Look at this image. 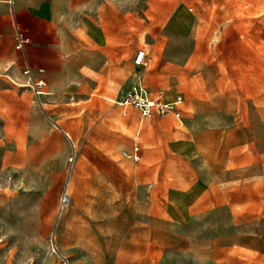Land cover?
<instances>
[{"label":"rangeland","instance_id":"rangeland-1","mask_svg":"<svg viewBox=\"0 0 264 264\" xmlns=\"http://www.w3.org/2000/svg\"><path fill=\"white\" fill-rule=\"evenodd\" d=\"M128 2L98 23L108 68L83 56L43 107L0 95V264H264V0ZM137 82L180 114L118 103Z\"/></svg>","mask_w":264,"mask_h":264},{"label":"crops","instance_id":"crops-1","mask_svg":"<svg viewBox=\"0 0 264 264\" xmlns=\"http://www.w3.org/2000/svg\"><path fill=\"white\" fill-rule=\"evenodd\" d=\"M90 1L92 0H0V88L3 89L0 90V95L23 97L29 91L38 102L26 85V77L22 72L26 65L31 66L34 76L42 77L46 82L45 92L39 96L42 107L47 96L54 93L47 87H61L70 79L76 81L77 69L82 64H89L87 57L83 56H91L92 61V56L100 58L101 68H108V59L110 55H114L118 46H109L108 36L98 23H134L139 17L134 14V3L128 2L133 0H99L94 16L88 10ZM175 21L176 17L167 18L166 14L158 19V22L168 23L170 31ZM17 30L28 38L20 48H15ZM87 40L96 46L89 45ZM139 49H143L146 54L148 52L144 46ZM38 68H42V71H38ZM158 95L172 99L178 94L170 98L158 91L150 96ZM23 100L20 109L22 114H39L34 108L30 110L28 101Z\"/></svg>","mask_w":264,"mask_h":264},{"label":"built area","instance_id":"built-area-1","mask_svg":"<svg viewBox=\"0 0 264 264\" xmlns=\"http://www.w3.org/2000/svg\"><path fill=\"white\" fill-rule=\"evenodd\" d=\"M28 41V38L22 31L17 30L15 34V48H20L24 42ZM148 62L147 54L143 49H139L134 56V63L146 65ZM38 71H42V68H38ZM23 74L26 77V85L33 92L37 100L39 96L45 92L46 82L42 77L34 76V72L30 65H26L22 69ZM132 102L136 105L141 116H150L152 114H159L163 112H172L177 116L180 114V104L182 102V96L176 95L172 99L163 98L161 95L151 97L146 89L139 83H135L125 94L122 103ZM138 133L136 132L133 144L130 149H123L122 155L128 157L134 161L140 158V144L138 142ZM68 200V195L63 192L60 195V205L64 204Z\"/></svg>","mask_w":264,"mask_h":264},{"label":"bare ground","instance_id":"bare-ground-1","mask_svg":"<svg viewBox=\"0 0 264 264\" xmlns=\"http://www.w3.org/2000/svg\"><path fill=\"white\" fill-rule=\"evenodd\" d=\"M120 102H121V100L118 101V103H120ZM68 183H69V179L68 180L66 179L65 184H68Z\"/></svg>","mask_w":264,"mask_h":264}]
</instances>
